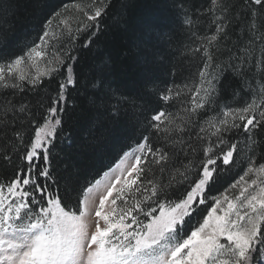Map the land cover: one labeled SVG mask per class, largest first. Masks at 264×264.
Segmentation results:
<instances>
[{
    "label": "snow or ice",
    "instance_id": "snow-or-ice-1",
    "mask_svg": "<svg viewBox=\"0 0 264 264\" xmlns=\"http://www.w3.org/2000/svg\"><path fill=\"white\" fill-rule=\"evenodd\" d=\"M172 6L195 71L160 86L146 67L139 103L111 86L110 55L90 75L77 66L79 34L88 48L106 18L122 22L115 0L61 4L38 42L0 58V264H264V0ZM16 7L0 0V19ZM81 90L113 119L131 104L141 132L73 206L72 175L53 176L52 153ZM237 164L239 178L211 195Z\"/></svg>",
    "mask_w": 264,
    "mask_h": 264
},
{
    "label": "trees",
    "instance_id": "trees-1",
    "mask_svg": "<svg viewBox=\"0 0 264 264\" xmlns=\"http://www.w3.org/2000/svg\"><path fill=\"white\" fill-rule=\"evenodd\" d=\"M73 2L16 0L14 12L0 19V58L22 54L27 46L38 42L45 17L61 4ZM115 3L112 11L121 14L119 25L110 16L103 21L98 39L94 38L88 48L81 45L85 39L83 34H79L76 41L77 66L85 75H90L110 55L114 62L108 77L111 86L139 103L138 97L147 90L146 67L147 76L160 86L162 82L169 86L173 82L179 84L195 71L189 60L181 56L188 41L172 6L173 0H115ZM70 24L75 31L76 19H70ZM173 71L175 75L171 74ZM55 87V83L50 85V88ZM50 88L46 87L44 92ZM73 95L75 102L70 98L67 114L63 116L62 133L55 141L52 169L55 177L72 175L75 191L71 203L75 206L86 187L136 146L141 129L137 126V110L131 104L122 107L113 119L112 113L104 109L93 110L84 99L83 90L78 96ZM236 167L221 173L210 188L211 195L223 192L232 183L238 173ZM203 214L201 211V216Z\"/></svg>",
    "mask_w": 264,
    "mask_h": 264
},
{
    "label": "rangeland",
    "instance_id": "rangeland-1",
    "mask_svg": "<svg viewBox=\"0 0 264 264\" xmlns=\"http://www.w3.org/2000/svg\"><path fill=\"white\" fill-rule=\"evenodd\" d=\"M134 148H135V146H134L132 149H134ZM132 149H130V150L126 151V152H131ZM126 152H125V153H126ZM125 153H124V154H125ZM124 154H123L122 157L118 160V162H116L113 166H111V167H110L106 172H104V173L99 177V179H97V180H101V181L103 182V181L105 180V174H106V173L108 174V176H112V175H113V170L116 169V166L120 163L121 159L124 158ZM236 170H237L238 173H237V175L235 176V178H234V180L232 181V183H233L236 179L239 178V175L242 174V168H241V167L237 166V167H236ZM97 180H96V181H97ZM93 184H95V181H94L90 186H92ZM228 187H229V185L227 186V188H228ZM102 192H103V188H101L100 191L95 192L93 198H94V199H97V198L99 197V195L102 194ZM218 194H219V193H218ZM218 194H216V195H218ZM97 202H98V199H97ZM118 203H119V201H118Z\"/></svg>",
    "mask_w": 264,
    "mask_h": 264
}]
</instances>
